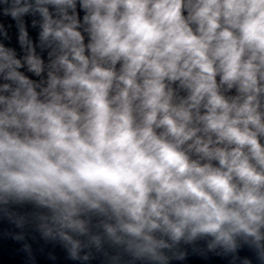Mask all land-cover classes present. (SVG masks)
Here are the masks:
<instances>
[{
    "label": "clouds",
    "instance_id": "clouds-1",
    "mask_svg": "<svg viewBox=\"0 0 264 264\" xmlns=\"http://www.w3.org/2000/svg\"><path fill=\"white\" fill-rule=\"evenodd\" d=\"M0 4V205L42 209L80 264L198 239L264 264V0Z\"/></svg>",
    "mask_w": 264,
    "mask_h": 264
}]
</instances>
